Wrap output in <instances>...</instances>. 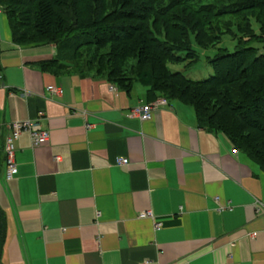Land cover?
Segmentation results:
<instances>
[{
	"label": "crops",
	"instance_id": "obj_1",
	"mask_svg": "<svg viewBox=\"0 0 264 264\" xmlns=\"http://www.w3.org/2000/svg\"><path fill=\"white\" fill-rule=\"evenodd\" d=\"M56 55L14 43L1 9L0 264H264V171L192 107L169 101L143 121L131 114L150 101L143 85L46 65ZM39 113L50 140L23 133L7 181L10 124Z\"/></svg>",
	"mask_w": 264,
	"mask_h": 264
},
{
	"label": "trees",
	"instance_id": "obj_2",
	"mask_svg": "<svg viewBox=\"0 0 264 264\" xmlns=\"http://www.w3.org/2000/svg\"><path fill=\"white\" fill-rule=\"evenodd\" d=\"M134 1L141 4L133 5ZM113 3L109 4L108 0H0V6L6 7L14 43L56 44L57 55L46 65L73 68L61 63L87 50L93 55L89 63L97 69L84 72L76 64L77 72H95L126 91L134 84H141L147 89L148 102L161 96L192 107L199 128L225 134L236 149L246 153L264 171V46L262 51L249 46L255 42L264 45V0H231L219 4H202L198 0ZM19 7L24 10L18 11ZM180 7L182 11H190L185 16L187 27L184 28L191 33L199 23L192 17L203 18L212 25L213 20L226 16L240 18L234 24L240 37L236 50L220 49L219 54L209 59L214 74L204 80H192L167 67L168 61L180 62L186 56L183 52L187 48L177 52L171 46L174 43L185 46L186 37L171 41L157 30L155 20L145 23L151 14L169 17L171 21L175 9ZM252 18L260 25L259 34L253 28ZM233 27L214 25L206 33L196 30L195 40L202 48L215 47L222 35L233 33ZM108 44V51L101 53ZM6 228V217L0 208V258Z\"/></svg>",
	"mask_w": 264,
	"mask_h": 264
},
{
	"label": "rangeland",
	"instance_id": "obj_3",
	"mask_svg": "<svg viewBox=\"0 0 264 264\" xmlns=\"http://www.w3.org/2000/svg\"><path fill=\"white\" fill-rule=\"evenodd\" d=\"M113 1H117V3L122 2V0H108L109 4L113 3ZM203 2L202 4H211V3H221V2H228L231 0H198ZM141 2V1H140ZM145 2V1H144ZM114 4V3H113ZM134 4H138L137 2L135 3V1L133 2ZM141 4V3H139ZM138 4V5H139ZM191 8V6H188ZM6 7H4L2 5V7L0 6V11L1 9L5 12ZM11 8H15L12 7ZM20 9H18V11L22 12L23 7H19ZM183 7H180L178 9H175V16H171V21L170 18L168 17H158L156 15L151 14L147 20H146V24L153 20H155V24H156V28L157 30H159V32L163 35H166L167 38L171 41L174 40H180L183 37H186V43L185 46H182L181 44L177 45L176 43L172 44V48L176 49L177 52H182L184 49H188L187 52H183L186 55L183 57L182 60L179 61H173V62H167V67L174 72H182L184 74H186L190 79L192 80H204L208 77H210L211 75L214 74V71L209 63V59L214 58L217 54H219L220 49H227L229 52H234L238 46V40H239V35H238V31H237V27L234 26L238 24V22H240V18H237L235 16H226L220 19H215L213 20V25L212 23H207L206 21H204L203 18H199V17H192L193 19L199 20V25L196 23V27L195 29H193V33L188 32L187 29L184 28L187 27L186 26V22L185 21V16L188 14V12H190L189 10H184L182 11ZM18 12V14L20 13ZM251 22L253 24V28L255 30V32L257 34L260 33V25L258 24L256 18H252ZM137 23V22H135ZM231 23V24H230ZM138 24V23H137ZM222 26L223 28L227 27L228 25H232L233 27V33L229 32L228 34L222 35V39L220 41V43L215 46L212 47L211 46L209 48H202L200 46H198L196 40H195V32L196 30H200L203 33H206V31L211 32L213 29V26ZM178 26V27H177ZM221 33V32H220ZM231 33V34H230ZM145 39H147V37H144ZM190 38V39H188ZM189 42L192 44V46L189 44ZM49 45H53L55 46V48L57 49L58 52V48L56 46V44L54 43H49ZM179 46V47H176ZM252 47H255L259 50H263V44L262 43H252L251 45ZM110 47V44L107 45L106 48L102 49L101 53H106V51H108V48ZM105 50V51H104ZM75 58H72V60H67L64 61L61 64H67L69 66H72L75 70V66L76 64H78L79 66V70H84V72L86 71H96L97 67L95 66H91V64L89 63L90 59L93 57V55L88 54L87 50H84L82 54L78 53L77 55H75ZM80 58V59H79ZM99 64V63H98ZM99 67V66H98ZM95 73V72H92ZM105 76L106 73L104 72Z\"/></svg>",
	"mask_w": 264,
	"mask_h": 264
},
{
	"label": "built area",
	"instance_id": "obj_4",
	"mask_svg": "<svg viewBox=\"0 0 264 264\" xmlns=\"http://www.w3.org/2000/svg\"><path fill=\"white\" fill-rule=\"evenodd\" d=\"M115 87H112L114 90ZM48 91L52 94L62 95L63 89L54 86H49ZM169 105V101L164 97H158L153 102H144L132 110V116L139 117L143 121L151 120L154 113L160 108ZM43 113H39V116L35 120L17 121L10 124V133L6 138L5 142V155H6V174L5 178L7 181L13 180L19 170L16 161L17 152V142L20 136L27 132L31 138L32 146L39 147L49 142L50 132L45 130L41 125V119L43 118ZM130 164L127 158H117V166H128ZM220 211H224L225 207H220ZM139 218L155 219L152 212H141ZM162 224L159 222L155 223V229H161ZM257 234H252V237H256Z\"/></svg>",
	"mask_w": 264,
	"mask_h": 264
}]
</instances>
